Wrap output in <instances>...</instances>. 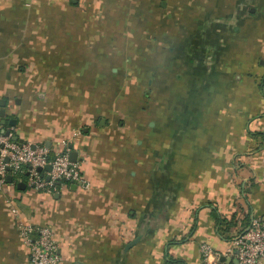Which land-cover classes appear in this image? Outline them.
I'll return each instance as SVG.
<instances>
[{
	"label": "crops",
	"instance_id": "0c3cea01",
	"mask_svg": "<svg viewBox=\"0 0 264 264\" xmlns=\"http://www.w3.org/2000/svg\"><path fill=\"white\" fill-rule=\"evenodd\" d=\"M1 110L89 187H0V264H28L11 207L59 264H204L264 220V0H0Z\"/></svg>",
	"mask_w": 264,
	"mask_h": 264
},
{
	"label": "built area",
	"instance_id": "2783aa9c",
	"mask_svg": "<svg viewBox=\"0 0 264 264\" xmlns=\"http://www.w3.org/2000/svg\"><path fill=\"white\" fill-rule=\"evenodd\" d=\"M69 153L66 142L49 148L41 143L15 140L11 133H0V187L12 189L13 181L26 175L29 188L50 196L65 191L70 185L87 189L89 182L81 172L79 162L69 159ZM8 175L12 182H7ZM10 213L28 248V264H59L58 244L52 230L46 225L23 222L15 207H11ZM199 252L204 264H224L220 258L228 255L235 257L236 264H264V220L251 217L223 252H216L206 242L199 245Z\"/></svg>",
	"mask_w": 264,
	"mask_h": 264
},
{
	"label": "water",
	"instance_id": "95a60500",
	"mask_svg": "<svg viewBox=\"0 0 264 264\" xmlns=\"http://www.w3.org/2000/svg\"><path fill=\"white\" fill-rule=\"evenodd\" d=\"M4 114H5V112H4V110H1L0 111V116H4ZM46 146H49V143L47 142L46 143ZM76 152L75 151H70V153H69V159L71 160V161H75V159H76ZM4 161L6 162L7 161V159H4ZM47 170L50 168L48 165L45 167ZM6 180L7 181H11V176L10 175H8L7 177H6ZM17 187L18 188H23L24 187V184L23 183H18L17 184ZM73 187H75V185L73 186ZM135 242V240L134 241H131L130 243H128L127 245H126V248H129L133 243Z\"/></svg>",
	"mask_w": 264,
	"mask_h": 264
},
{
	"label": "trees",
	"instance_id": "16d2710c",
	"mask_svg": "<svg viewBox=\"0 0 264 264\" xmlns=\"http://www.w3.org/2000/svg\"><path fill=\"white\" fill-rule=\"evenodd\" d=\"M214 77V76H213ZM213 80H214V78H213ZM216 89H214V91H215ZM217 93L216 94H218L219 93V90H217L216 91ZM215 104H218V103H215ZM247 218V217H246ZM247 220V219H246ZM222 221L223 220H221L220 218H218V216L216 217V223L217 224H219V223H222ZM223 222H225V221H223ZM42 225H45V224H42ZM229 225V224H228ZM227 225V226H228ZM46 226H48V225H46ZM50 229H51V227L50 226H48ZM52 230V229H51ZM53 232V231H52ZM163 264H177V261H173V260H170V261H165Z\"/></svg>",
	"mask_w": 264,
	"mask_h": 264
}]
</instances>
